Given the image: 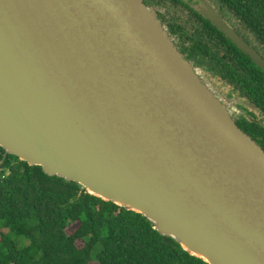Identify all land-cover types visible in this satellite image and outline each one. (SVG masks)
Returning <instances> with one entry per match:
<instances>
[{
	"label": "water",
	"instance_id": "obj_1",
	"mask_svg": "<svg viewBox=\"0 0 264 264\" xmlns=\"http://www.w3.org/2000/svg\"><path fill=\"white\" fill-rule=\"evenodd\" d=\"M193 7L264 74L208 0ZM205 80L143 0H0L4 157L142 215L207 264H264V151Z\"/></svg>",
	"mask_w": 264,
	"mask_h": 264
},
{
	"label": "trees",
	"instance_id": "obj_2",
	"mask_svg": "<svg viewBox=\"0 0 264 264\" xmlns=\"http://www.w3.org/2000/svg\"><path fill=\"white\" fill-rule=\"evenodd\" d=\"M210 1L257 45L264 44V0ZM203 21V31L170 26V33L190 40L185 58L213 77L220 75L241 99L264 113V74ZM259 144L264 151V142ZM74 224L78 226L69 234ZM91 263L207 264L161 236L142 215L92 196L76 183L49 177L40 167L4 157L0 148V264Z\"/></svg>",
	"mask_w": 264,
	"mask_h": 264
},
{
	"label": "flooded vegetation",
	"instance_id": "obj_3",
	"mask_svg": "<svg viewBox=\"0 0 264 264\" xmlns=\"http://www.w3.org/2000/svg\"><path fill=\"white\" fill-rule=\"evenodd\" d=\"M146 5L153 8L158 14V18L161 21L162 25L169 30L170 37L172 38L174 44L176 45L178 51L186 57V51L191 49V43L188 39H180L177 34L170 33V26L172 24H178L185 28L186 32L192 31L194 28L203 31L204 21L203 18L197 10L193 7L196 3V0H143ZM209 3L218 11L216 6L208 0ZM170 8L172 11H164L163 9ZM220 11V10H219ZM218 11V12H219ZM225 22L232 28L234 31L254 50H256L264 58V44H260L254 41L253 36L250 35L247 31L239 27L238 23L231 20L229 16H225L223 12H219ZM205 35V32H203ZM207 36V35H206ZM208 39V37H206ZM226 47H229L226 45ZM221 55H225L224 46H219ZM199 68V67H198ZM204 71L205 76L208 78L210 75L207 70L200 68ZM211 76V75H210ZM215 78L221 83L230 89V92L226 96L227 100H232L233 103V118L237 126L244 131L249 137H251L258 145L259 143L264 142V113L260 110H253L247 107L245 104L247 101L241 99L238 96L237 90L227 83L220 75ZM239 99V100H238ZM238 100V101H237ZM256 125V128L250 126V124Z\"/></svg>",
	"mask_w": 264,
	"mask_h": 264
},
{
	"label": "rangeland",
	"instance_id": "obj_4",
	"mask_svg": "<svg viewBox=\"0 0 264 264\" xmlns=\"http://www.w3.org/2000/svg\"><path fill=\"white\" fill-rule=\"evenodd\" d=\"M164 11H172V10H170V8H168V9H166V5H165V8L163 9ZM198 68V67H197ZM199 69V73H200V75H203V77L206 79L205 81L207 82V83H210V85L212 86V87H214V89L215 90H217L220 94H221V96L223 97V99H226V96H227V94L229 93L230 95H234V94H232L231 92H230V89L229 88H227L225 85H222L221 83H219V81L217 80V79H215V78H212L210 75L208 76V78L205 76V74H204V71L203 70H201L200 68H198ZM235 96V95H234ZM239 100V99H238ZM78 225L77 224H74V225H72L71 227H69L68 228V230H67V232L69 233V234H71L75 229H76V227H77ZM77 246L78 247H81L82 246V244L80 243V242H78L77 243ZM91 264H95V263H91Z\"/></svg>",
	"mask_w": 264,
	"mask_h": 264
}]
</instances>
